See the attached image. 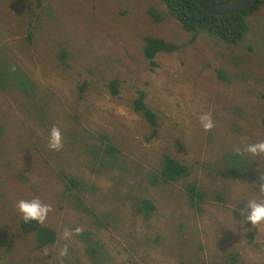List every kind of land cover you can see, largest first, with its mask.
Listing matches in <instances>:
<instances>
[{"label": "rangeland", "instance_id": "374dc122", "mask_svg": "<svg viewBox=\"0 0 264 264\" xmlns=\"http://www.w3.org/2000/svg\"><path fill=\"white\" fill-rule=\"evenodd\" d=\"M4 3L0 70L4 65L19 75L35 74L39 88L37 96L22 94L8 82L0 99V193L6 194L0 198V264H230L229 258L233 264H264V223L245 222L247 206L235 189L228 203L210 194L206 168L210 155L223 154L211 132L226 143L225 153L235 148L229 146L232 122L245 131L244 149L264 140V5L246 16L248 33L233 45L209 34L192 43V34L178 20L167 21L155 0ZM153 8L159 11L155 18L148 11ZM146 37L184 48L159 55L152 66L143 62ZM226 69L232 78L224 74L230 80L221 81L218 72ZM87 75L95 82L80 99L78 84ZM112 80L120 82L119 98L106 87ZM140 91L160 115L157 138L133 109ZM19 96L21 105L13 100ZM207 113L221 131L203 130L200 117ZM53 126L62 133L60 151L48 148ZM94 130L117 139L119 164L108 157L103 167L106 146L95 141ZM90 144L101 146L103 163ZM167 150L191 168L182 184H153ZM242 153L230 156L240 161ZM251 160L262 166L264 156ZM126 161L128 172L119 167ZM62 171L88 180L89 189L68 191ZM189 184L197 188L193 200ZM213 186L219 197L220 185ZM199 192L209 196L200 200ZM252 197L264 201V194ZM36 198L52 207L45 223L57 234L53 246L21 233L17 205ZM143 200L152 211L139 208ZM255 230L256 242L248 244ZM65 231L72 235L65 238Z\"/></svg>", "mask_w": 264, "mask_h": 264}, {"label": "trees", "instance_id": "16d2710c", "mask_svg": "<svg viewBox=\"0 0 264 264\" xmlns=\"http://www.w3.org/2000/svg\"><path fill=\"white\" fill-rule=\"evenodd\" d=\"M0 3L5 4L6 0H1ZM4 1V2H3ZM157 4L162 8L165 12V19L168 21L169 19H176L180 22L182 27L186 32L192 34V43L198 41L200 35L208 36V34L212 37H216L221 41H225L228 44L236 45L240 41L244 39L246 34L248 33V26L246 24L245 18L246 16L252 12L253 10L259 8L262 4L264 5V0H260L257 4L249 8L248 10L237 12L235 14H228L223 16H212L204 13L199 7L196 0H155ZM230 0H208L209 3L220 5L228 2ZM155 8V7H154ZM149 9V14L155 18L156 12H159L155 9ZM161 13V12H160ZM163 16V14L161 13ZM164 17V16H163ZM4 17L0 14V24ZM160 28V27H159ZM144 42L146 45L143 46V62L149 63L152 66H155V60L159 55H169L180 52L182 48L181 45H178L173 42L166 41L160 37H146L144 38ZM62 62L63 58H59ZM63 65V66H62ZM2 65H0L1 67ZM62 68L65 70H69L72 65L71 64H61ZM224 74L230 76L232 75L225 70V72L219 71L218 78L221 81H228V79ZM25 75V76H23ZM118 79V78H117ZM119 80V79H118ZM118 80H112L107 84L109 92L115 97L119 98L121 95L120 82ZM8 82L12 83L13 88L17 89L22 94H34L37 96L36 90L39 88V85H36V75H27L20 74L17 71L11 70L3 65L2 70H0V99H5L4 94L7 90L6 85ZM94 76L87 75L84 77L83 81L78 84L79 86V98L84 99L85 94L89 92L90 87L94 84ZM50 89V88H48ZM48 89H44L46 92ZM41 92V91H40ZM21 94V95H22ZM264 95V92H263ZM19 98H13V100L17 101V104L21 105ZM44 102V101H43ZM36 106V103H32ZM134 111L148 123V125L152 129L151 138H157L159 131L161 130V121L160 115L157 110L152 108L147 104L146 95L144 92L140 91L138 96L134 99L133 103ZM44 106H48L47 104L42 103V108ZM37 109V106H36ZM37 111V110H36ZM263 128H264V119H263ZM215 130H219L214 128ZM93 134H97L98 138L95 141L100 142L101 145H105L106 156L103 158L105 162L103 163L102 157H99L100 149L99 145L90 144L87 148L93 149L95 152L93 153L97 156L95 159H99L103 163V167H106L108 157H112L115 160V164H119L121 162L118 161L121 158V152L117 147L113 145L117 141L112 136L104 132H99L94 130ZM245 134L243 129H240L239 123L237 121L230 123V144L234 145V150L239 148L242 153L243 142L242 136ZM227 135V134H226ZM228 137V136H227ZM211 141H214V144L220 145V148L223 152L221 158L219 159L214 154L210 155L211 161L209 165L206 167L210 170L209 179L212 180L210 186V194L215 195V198L219 201L224 197L226 203L230 202L233 195V190L235 189L237 193V197H240L242 204L246 203L248 205V201H252V195H262L258 188V183H261V176H264V161H262V166H259L256 162L251 160V155L246 152L242 153L243 158L239 160H234L230 154L233 151H229V153H225L223 150L225 148V144L221 141V137L215 135V132L210 133ZM229 138V137H228ZM99 149V150H98ZM220 150V151H221ZM212 153H216V150H211ZM166 153H171L170 150H167L162 154L163 156V165L161 166V171L155 176L156 179L153 181V184L159 185L163 184L165 187L169 185L167 183H176L182 184L183 181L191 175L192 171L189 165L186 163L180 162L172 157L171 155H167ZM224 154L226 157L224 158ZM232 155V154H231ZM70 157V155H68ZM64 159V162H60L59 164L62 166L65 162L67 164V157ZM229 162V163H228ZM124 166H119L122 169L126 168V171L130 169L128 161L124 162ZM231 163V164H230ZM113 164V163H112ZM71 165V164H70ZM6 167H9L8 165ZM128 172V171H127ZM63 176L67 179L66 189L68 191H73L74 189L79 190L81 192H85L89 189V181L83 179L82 177H74L71 175H67L64 171H62ZM214 177V178H213ZM213 178V179H212ZM3 181V179H2ZM213 183L219 184V197L217 196ZM234 184V185H233ZM3 186V182L1 184ZM188 191L191 195V199L195 198V194L197 192V188L194 184H189ZM198 197L200 200L206 195L209 196V193H201L199 192ZM6 196L5 192L0 193V198H4ZM82 200V199H81ZM117 203L121 200L116 199ZM145 212H150L153 209V205L148 200H143L140 204V207ZM89 210V207H88ZM233 210L231 208L228 211ZM246 210V209H245ZM95 216L94 212H89ZM102 224V223H100ZM104 225V224H103ZM21 233L27 236L34 235L38 243L42 246L48 245L53 246L57 243L58 237L56 232L49 227L46 223L39 224L37 222L25 223L23 221L22 215L20 214V222H19ZM256 234L257 230L249 233V241L248 244H254L256 242ZM187 240L186 238L183 239ZM181 241V242H183ZM204 251V248L202 247ZM230 264H233V259L229 258Z\"/></svg>", "mask_w": 264, "mask_h": 264}, {"label": "clouds", "instance_id": "9594fccd", "mask_svg": "<svg viewBox=\"0 0 264 264\" xmlns=\"http://www.w3.org/2000/svg\"><path fill=\"white\" fill-rule=\"evenodd\" d=\"M200 125L205 132L211 131L215 127V122L211 113L204 114L200 117ZM48 148L53 151H60L63 148V137L61 130L58 127L53 126L48 136ZM246 153L253 157L264 156V140H260L256 143H251L244 149ZM237 155H240V149H235ZM258 188L261 193H264V176H261V183H258ZM18 210L22 215L25 223L37 222L44 224L48 218L49 213L52 211L50 204L43 203L40 199L19 201ZM246 223H250L253 226L264 223V201H248L246 213ZM76 233L79 234L82 230L77 228ZM72 235L71 232L65 231V238H69ZM67 248L65 247L60 255L67 254Z\"/></svg>", "mask_w": 264, "mask_h": 264}, {"label": "water", "instance_id": "95a60500", "mask_svg": "<svg viewBox=\"0 0 264 264\" xmlns=\"http://www.w3.org/2000/svg\"><path fill=\"white\" fill-rule=\"evenodd\" d=\"M260 0H230L224 4L216 5L209 3L208 0H196L201 10L212 16H223L228 14H235L248 10Z\"/></svg>", "mask_w": 264, "mask_h": 264}]
</instances>
